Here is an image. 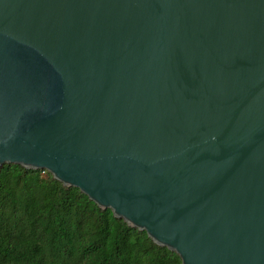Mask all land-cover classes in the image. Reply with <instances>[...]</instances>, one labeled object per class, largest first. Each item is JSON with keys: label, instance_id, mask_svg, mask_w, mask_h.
I'll return each instance as SVG.
<instances>
[{"label": "water", "instance_id": "95a60500", "mask_svg": "<svg viewBox=\"0 0 264 264\" xmlns=\"http://www.w3.org/2000/svg\"><path fill=\"white\" fill-rule=\"evenodd\" d=\"M3 163L181 264H264V0H0Z\"/></svg>", "mask_w": 264, "mask_h": 264}, {"label": "trees", "instance_id": "16d2710c", "mask_svg": "<svg viewBox=\"0 0 264 264\" xmlns=\"http://www.w3.org/2000/svg\"><path fill=\"white\" fill-rule=\"evenodd\" d=\"M0 264H181L46 169L0 165Z\"/></svg>", "mask_w": 264, "mask_h": 264}]
</instances>
